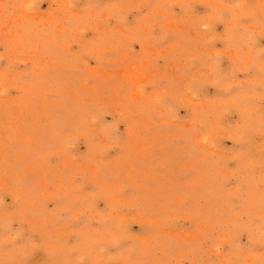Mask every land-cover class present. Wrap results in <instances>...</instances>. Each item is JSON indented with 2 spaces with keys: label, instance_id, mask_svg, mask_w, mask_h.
<instances>
[{
  "label": "rangeland",
  "instance_id": "1",
  "mask_svg": "<svg viewBox=\"0 0 264 264\" xmlns=\"http://www.w3.org/2000/svg\"><path fill=\"white\" fill-rule=\"evenodd\" d=\"M0 264H264V0H0Z\"/></svg>",
  "mask_w": 264,
  "mask_h": 264
}]
</instances>
